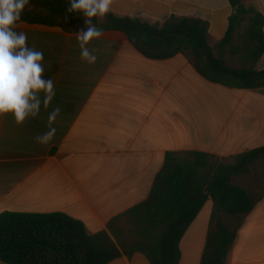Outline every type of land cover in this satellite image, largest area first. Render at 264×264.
<instances>
[{"label": "crops", "instance_id": "0c3cea01", "mask_svg": "<svg viewBox=\"0 0 264 264\" xmlns=\"http://www.w3.org/2000/svg\"><path fill=\"white\" fill-rule=\"evenodd\" d=\"M250 3L264 15V0ZM110 11L150 23L173 14L199 17L209 22L213 47L232 8L229 0H113ZM17 30L43 52L45 78L53 79L56 95L23 124L11 113L0 116V213L63 212L97 233L149 197L167 152L229 157L264 145V88L209 82L183 53L147 58L121 31H103L89 42L97 56L89 64L81 59L78 32L27 22ZM257 66L264 68V55ZM57 106L55 136L38 143ZM235 183L256 203L246 215L223 217L237 230L226 264H264L263 164H253ZM212 208L209 199L185 231L179 264H200ZM108 264L151 263L142 253H122Z\"/></svg>", "mask_w": 264, "mask_h": 264}, {"label": "trees", "instance_id": "16d2710c", "mask_svg": "<svg viewBox=\"0 0 264 264\" xmlns=\"http://www.w3.org/2000/svg\"><path fill=\"white\" fill-rule=\"evenodd\" d=\"M232 13L224 36L212 47L209 22L171 15L163 23L109 11L93 23L123 32L147 58L187 55L206 80L236 89L264 88V15L250 0H229ZM68 0H31L23 14L29 24L85 28L82 12L66 13ZM264 158V145L221 157L202 151H169L149 197L113 218L107 230L89 233L84 223L63 212L0 213L3 264H108L122 253H142L151 264H179V243L203 205L213 208L200 264H226L236 229L224 216L249 213L256 200L235 183Z\"/></svg>", "mask_w": 264, "mask_h": 264}, {"label": "clouds", "instance_id": "9594fccd", "mask_svg": "<svg viewBox=\"0 0 264 264\" xmlns=\"http://www.w3.org/2000/svg\"><path fill=\"white\" fill-rule=\"evenodd\" d=\"M113 0H68L66 13L82 12L86 27L76 33L81 59L93 64L95 50L87 45L103 35V28L93 18H104ZM31 0H0V116L11 113L15 122L23 124L28 117H36L41 106L47 109L55 98L54 81L45 78L44 55L28 43L27 33L18 31L23 14ZM42 94V98H41ZM62 109L57 106L48 115V130L37 135L41 144L50 142L56 134L52 127Z\"/></svg>", "mask_w": 264, "mask_h": 264}, {"label": "rangeland", "instance_id": "374dc122", "mask_svg": "<svg viewBox=\"0 0 264 264\" xmlns=\"http://www.w3.org/2000/svg\"><path fill=\"white\" fill-rule=\"evenodd\" d=\"M256 163H261V164H263V166H264V158L263 159H261V160H259V161H257ZM256 163H254V164H256ZM253 165V164H252ZM251 165V166H252ZM245 175V174H244ZM243 175V176H244ZM243 176H240V177H237V178H235V179H238V178H242ZM234 179V180H235ZM231 224V223H230ZM233 226H235V224H234V221H233V223L231 224V227L230 228H232Z\"/></svg>", "mask_w": 264, "mask_h": 264}]
</instances>
